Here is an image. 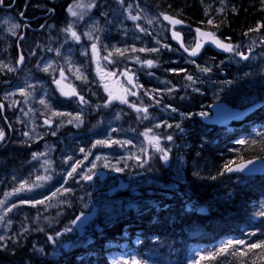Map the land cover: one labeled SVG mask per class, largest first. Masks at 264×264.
I'll return each instance as SVG.
<instances>
[{
	"label": "trees",
	"instance_id": "trees-1",
	"mask_svg": "<svg viewBox=\"0 0 264 264\" xmlns=\"http://www.w3.org/2000/svg\"><path fill=\"white\" fill-rule=\"evenodd\" d=\"M210 1L215 4L206 8L205 4ZM141 2L149 9L153 8L159 16L169 13L184 21L189 30V40L192 39L191 32L199 27L231 42H240L254 34L264 33V27L259 31H249L264 24L262 0ZM64 4L65 0L58 1L59 10H64ZM221 8L223 11H220ZM209 19L213 20V24L207 23ZM177 53L173 47L171 51L159 47L155 68L159 76L179 82L182 80L180 76L185 72L183 68L200 75L196 73L195 66L189 67L183 64L181 59L178 61ZM198 59L203 63L207 62V68L213 69L215 81H207L201 86L202 93H189L183 99L175 94L171 99L184 112L190 113L177 119L180 126L189 130V143L183 142L181 148L186 156L179 177H183L185 182L172 189L163 186L164 189H169V195L158 194L156 190L161 189L162 185L170 180V173L165 169H171L164 166V161L160 158L161 153L152 151L151 155L157 152L159 156V170L155 175L150 174L154 180L149 175L146 186L142 178L138 184L140 186L135 185L137 180H132L129 190L138 187L144 196L158 198V203L134 209L129 201L135 197L129 195L128 189H119L117 193L120 196L117 197L124 201L121 215L100 229L89 224L81 234L78 227L72 223L80 211L78 201L77 203L70 200L69 204L45 211L26 206L27 208L15 216L19 220V226L7 239L5 246L0 248V264H113L114 256H118V260L128 261L129 264H241V257L231 253L236 249L246 251L244 245H234L229 252L221 253L215 259L200 260V257L216 253L229 240H244L246 243L264 240V175L245 177L238 173H227L225 169V165L231 166L241 160L264 158V104L261 103L259 108L250 112L244 120L233 121L229 126L207 125L199 110L216 101H225L235 106L237 97L233 94L237 86H231V82L240 75L237 77L239 72L235 69L234 61L210 48H206ZM226 63L229 66L225 67ZM221 69L226 70L225 75L220 74ZM214 73L210 71L206 75L211 76ZM161 76L160 79L163 78ZM140 78L148 82L143 72H140ZM263 87L264 84L259 87L258 92H261ZM0 125L7 130L1 115ZM174 132L171 131L168 135ZM240 140L247 143H237ZM1 143L0 159L4 164L0 169L2 171L10 165L17 166L18 163L16 153L13 152L9 157L6 154V141ZM169 145V141L160 144L174 159ZM17 154L22 157L21 151ZM25 154L29 155L28 152ZM147 170L149 172L150 169ZM6 173L7 171H3L0 177ZM148 187L155 188L153 195L144 192ZM126 197L129 198L125 199ZM72 200L77 199L73 196ZM201 206L207 207L205 214L198 212ZM57 233L60 235L57 236ZM260 252V249H254L248 256L243 257V264H252L253 260L256 264H264V259L259 256Z\"/></svg>",
	"mask_w": 264,
	"mask_h": 264
},
{
	"label": "rangeland",
	"instance_id": "rangeland-1",
	"mask_svg": "<svg viewBox=\"0 0 264 264\" xmlns=\"http://www.w3.org/2000/svg\"><path fill=\"white\" fill-rule=\"evenodd\" d=\"M214 4V1H210L209 3L205 4V6L207 8L209 5L213 6ZM8 15L9 14L6 12L4 13V11H2L0 8V96L2 100L6 102V111L13 108V105H15V103H13L14 101L19 103V106L17 107V110L19 111V119L25 121L27 130H35L37 127L35 123L37 107L35 105L36 100L39 99L40 102L41 99H44L48 104L51 105V111H59L53 109V107L58 106V104H55L54 102L51 103L48 93H55V90L47 91L43 84V82L46 80L34 78L36 75L33 72L51 75L55 73L59 74L60 69H63L65 74L71 76L73 72L70 71V69L79 68L81 70L82 64L80 62H76L74 49L70 44V38L61 42L59 46L55 45L54 43L47 44L48 40L46 39V36H37L32 43V45L35 46L34 50H37V52L34 55L30 52L32 56H30L28 66L26 67L28 73H24L22 76H20L19 79L16 80L18 81L16 85L10 86L6 82L9 79L10 73L8 70L3 72V70H6L7 68H3L2 65L7 64L16 70L17 55L14 56V61L12 62L9 60L8 55L7 57H4L1 48L3 45V48H5L9 42V34H12L9 29L13 24L17 23L14 22V18L11 15ZM70 22L71 16L69 15L68 11H63L59 16V19L56 21V24L53 25V28L59 35H61L62 28L68 25ZM163 28L164 26L162 21L159 19V29ZM14 31L17 32L18 28L14 29ZM65 36H67L66 32L63 34V37ZM235 44H238L236 51L246 53L244 55H248V59H246V63H242L236 54H233L229 57L230 60L235 61L237 64L235 68L236 71L239 72L237 73V77L240 75L233 83L231 82V86H237L238 83L241 86H237V91L235 90L233 95L237 97L236 99L240 102L239 105L251 109L252 104L258 102L263 103L264 101V87L262 88L261 92H258V90H260L259 87L264 84V33L254 34L253 36L246 38V40H244L242 43L235 42ZM242 44L244 45L242 46ZM80 54H84L83 48L80 49ZM48 64H51L55 71H42V69ZM204 65H207V62H204ZM197 71H199L200 75H205V73L209 74L210 72H202L201 69ZM160 82L161 83L159 85L161 87L167 86L164 80H160ZM195 84L198 83L196 81L193 82L192 87H194V89L196 88ZM28 85L32 86L31 88H27L28 91L32 92V95L28 97L27 102H25V98L20 95L19 89L26 88ZM35 86H40V89H36ZM239 92L242 94L240 95ZM9 93H14V95H10L7 99H5V96ZM236 93L239 97L236 96ZM41 106L45 111L51 112L45 107V105L41 104ZM75 108L74 117L79 114L82 120V123H79L73 119L72 123L75 127H81L83 124V119L87 121V123H92L94 126L93 129H91L90 125L86 126L89 130L87 133L88 137L76 141L68 139L58 146H56L54 143H44V149L40 147L37 150L33 149V147L30 145V148H28V144L24 143L21 139L15 140L13 142L12 147L14 149L10 148V145L6 143V154L9 157L12 156L13 152L16 153L18 165L11 166L10 164L12 163H10V166L7 167L6 170H0V175L3 171H7L5 175L2 174L4 179H2V181L0 180V200L5 201L3 205H0V216L4 217L3 220H0V236L4 237V240H0V245H2L0 248L5 246L7 239L12 236L13 231L19 226V220L15 216L26 206H33L37 209L45 211L54 207L64 206L67 203L69 204L70 200L73 202L78 201L80 211L77 212L73 221H76L74 225L78 227L79 234L85 232V229L89 224L99 229L103 225H109L123 212L122 206L124 201L121 197H117L120 196L117 193L118 190H129L131 183L130 181L132 180H137L135 185L141 183V179H138L142 176L138 175L140 173H137L134 176L131 174L135 172L137 168L142 169L146 167V165L148 167H152L153 164L158 162L157 152L151 155L154 146L149 142V137L152 135L144 138L145 140L140 138L135 140L122 136V131L124 128L128 129L132 125L124 124V127L122 120L120 121V116L117 115V112L107 113L98 117L97 115L101 111L95 110L94 112H90V116L86 117L85 114L88 113L89 110L84 111V109H82L80 106H76ZM61 111L62 113H65L64 109ZM158 111L160 110L158 109ZM249 112L246 116L249 115ZM25 113H27V115H25ZM168 115L169 117L167 114L164 116V113L160 111L156 120H159V124H161V121L167 120L168 124L172 121L171 114L168 113ZM4 116H6V114H4ZM2 119L4 120L3 116H1V120ZM141 123L146 124L147 122L145 120H141ZM5 130L6 129H4V131ZM92 130L94 132H90ZM162 133L163 134H160V144L168 142L169 140H167L166 137L171 136V134L168 135L166 132L164 133V131ZM81 135H83V132L78 133L75 136ZM97 140H118L121 141V143L124 141H131V143L123 144V146L120 144H112L110 146L98 145L97 147L93 148L92 146ZM5 141L6 139L0 141V143ZM81 148H83L85 151L81 152ZM18 151L22 152V157H19V154H17ZM146 151H149L147 153V157H141V153ZM25 152H28V157L26 156ZM167 152L169 151L167 150ZM34 153H45V155L40 156L39 159H33ZM85 155H87V159H85ZM160 155V158H162V154ZM69 157H71V159H69ZM96 157H100V159H96ZM137 157H139V159H137ZM168 157L169 159L167 162L162 159L164 161V166H169L170 169H173V166L174 169L177 168L179 159L175 158L174 160L170 157L169 153ZM46 160L50 163L45 164ZM144 161L147 162L144 163ZM77 162H81L77 172L73 173V175L69 177L67 173L71 171L72 167L76 165ZM93 164L96 165L95 168L92 167ZM2 165L4 164H2L0 159V169ZM117 167L122 168L123 171H116L115 169ZM98 169L107 170V177L105 176V180H99V178L96 176L91 181V183H85L83 176L92 175L94 174L95 170L98 171ZM154 171L155 170L151 169V173L146 172L148 178L146 175L142 181L145 182L146 179H149V175H153V173H155ZM175 175L177 178L179 177L177 172ZM37 176H51V179L38 182L41 183V186L32 188L31 191H22L5 198V193H12L14 189L20 187L21 183L24 182H27V184L31 185L36 181ZM119 185L120 187H118ZM167 187L170 189L175 188L173 184H170ZM65 188L69 189V191L64 192ZM57 189H60V192L57 193L55 197H52V193L57 192ZM129 193L130 196L135 197L129 201L132 204L130 206L134 209H141L155 202L153 197L150 195L144 196L143 191H140L135 187L129 190ZM147 193L153 195L155 191L152 190L148 191ZM73 196H75L77 200H72ZM46 197L52 198L50 200H45L44 204L32 205L20 203L22 200L36 201L44 200ZM127 198L129 197H126L125 199ZM13 204L17 206L12 208L11 211L5 213V210L11 208ZM77 217H80V219L77 220ZM9 221H11V223H9ZM116 260H118V256L112 257V262Z\"/></svg>",
	"mask_w": 264,
	"mask_h": 264
},
{
	"label": "flooded vegetation",
	"instance_id": "flooded-vegetation-1",
	"mask_svg": "<svg viewBox=\"0 0 264 264\" xmlns=\"http://www.w3.org/2000/svg\"><path fill=\"white\" fill-rule=\"evenodd\" d=\"M58 1L60 0H4V4L0 5L2 11L11 15L14 18V22L20 25L16 35L9 34V42L5 48H3L4 45L1 48L4 57L8 55L9 60L12 62L14 61V56L17 55L16 70L9 71L10 76L6 81L10 86L16 85L18 82L16 80L24 73H28L26 67L28 66L30 56L37 52V50H34L35 46L32 45L37 36H46L48 40L47 44L54 43L59 46L61 42L69 38L68 33H66L67 36L63 37L65 33L63 29L66 28L67 25L62 28L61 35L56 32L53 25L56 24L60 14L63 11H67L72 0H65L63 11L59 10ZM21 13H23V15H21ZM130 14L138 16L139 19L135 21L130 19ZM75 19L76 18L71 17V22ZM159 19L164 23L162 15L159 16L153 8L149 9L144 6L141 0H123V3H121L120 0H96V7L91 9L82 21L75 23V30L81 35V39L79 41L70 40V44L74 49L76 62L82 64L81 72L87 77V82L76 79L74 73H72L71 76L65 74L66 79L62 81V85L74 86L79 95L85 97L87 103H79L78 97H65L61 95L58 86L54 83V79L60 78L59 74L46 75L33 72L36 75L34 78L46 80L43 84L47 91L55 90V93L48 92L51 103L54 102L58 104V106L53 107V109L61 113V110L64 109L65 113L70 112L72 115L52 116L51 112H47L42 108L38 99L35 102L37 106L35 119L37 127L35 130L29 131L26 128L25 121L19 119V111L17 110L19 103H15L12 109L6 111V102L0 98V104L4 106L3 109H1V116H3L7 126V130H5V139L6 143L10 145V148L13 146V142L18 139H21L24 143L31 145L33 149L37 150L40 147L44 149V143H54L58 146L68 139L76 141L88 137L87 133L89 130L86 126L90 125L91 129H93L94 126L92 123H87L84 119L81 127H75L73 123H68L69 120H73L74 118L76 106H80L84 111L89 110V112L85 114L86 117L90 116V112H94L95 110L101 111L97 115L98 117L107 113L118 112L120 121L122 120L124 127V124L133 125L128 129L124 128L122 131V136L130 139L136 140L140 138L145 140L144 138L151 135L160 136V134H163V131L168 134L169 126L167 121H161V124H159V120H156L158 109L154 97L160 94L161 100L163 101L167 96L173 95L179 91L188 90L185 80L187 69L185 70V68H183L185 72L180 76V78H182L180 87L174 83L165 88L159 87L161 83L160 80L162 79H160L158 71L155 69L157 68L158 52L139 51L141 48L159 49V47L168 46L169 43L167 42L172 41L170 26L164 24V28L159 29ZM148 21H151V23ZM41 25H43V27H41ZM137 25L140 27L138 28ZM93 27H95V30H93ZM140 28L145 29V31H140ZM175 29L182 33L184 42L188 41L189 32L185 24ZM89 31L92 32L93 38L98 36L100 38L99 41H95L94 39L90 40L87 36L83 35L85 32ZM159 36H161V42L159 41ZM93 42L97 43L99 60L97 57L93 56L91 49ZM81 48L84 49V54H80ZM115 48L121 50L128 49V51L125 52L123 56H119L116 54ZM133 48L136 49L135 52L132 51ZM169 50L171 51L172 48ZM108 53H112L109 59L107 61L102 59L104 56H107ZM21 54L24 57L23 62L17 63ZM135 57H139L141 62L138 63ZM176 59L178 61L181 59V62L187 65L189 57L184 53L178 52ZM145 60H153L155 62L154 66H146L143 64ZM98 63L102 73L112 72L117 75L101 81L100 76L97 74ZM7 70L8 69H4L3 72ZM125 71L128 72L129 76H133V83L131 85L127 83V77L121 75V73ZM140 72L146 74L148 82H144L140 78ZM140 80L142 81V85H140ZM104 83H108L109 88L114 94H118L121 87H125L129 88L132 92H136L137 95H128L127 100L129 103H122L119 100L107 103L108 93L104 90ZM35 88L40 89V86H35ZM133 103L138 107L147 108V119L144 118V112L141 111L138 113L130 106ZM106 104L107 106H105ZM253 107L255 108V106ZM252 109H250V111ZM4 114H6V116H4ZM46 119H53L51 120L52 123L45 124L44 121ZM141 120H145L147 123L143 124ZM157 124L160 125V127H155ZM147 129H152V132L145 135ZM26 132L29 133L28 136L24 135ZM82 132L83 135L75 136ZM90 132L94 131L92 130ZM53 133L55 134L53 135ZM171 135H173V133ZM153 151H156L155 147ZM148 152H142L141 157H147Z\"/></svg>",
	"mask_w": 264,
	"mask_h": 264
},
{
	"label": "snow or ice",
	"instance_id": "snow-or-ice-1",
	"mask_svg": "<svg viewBox=\"0 0 264 264\" xmlns=\"http://www.w3.org/2000/svg\"><path fill=\"white\" fill-rule=\"evenodd\" d=\"M120 2L123 3V0H120ZM222 2H223V0H222ZM262 3H264V0H262ZM2 4H4V0H0V5H2ZM94 7H96V0H72V3L69 4V6L67 8V11H68V13H69V15L71 17H74L76 19L74 21L70 22L67 25V27L63 29L64 32L69 34V38L70 39H73L75 41H79L81 39V35L75 30V23L78 22V21H82L84 19L85 15L88 12H90V10L93 9ZM233 10H235V9H233ZM220 11H223V8H221ZM21 15H23V13H21ZM162 15H163L164 20L169 21V23L171 25H173V26L183 23L182 20L176 19L173 16L166 15V14H162ZM205 15H207V10L205 11ZM129 18L134 20V21L139 19L138 16H133L131 14L129 15ZM148 22L151 23V21H148ZM207 23L209 25H211V24H213V20L209 19L207 21ZM19 27H20L19 24H13L12 27L9 29V31L13 35H16V32L14 31V29L19 28ZM41 27H43V25H41ZM137 27L139 28L140 26L137 25ZM261 27H264V24L257 25V28L250 29L249 31H259V29ZM93 30H95V27H93ZM140 31H145V29L140 28ZM196 32H197L198 36H200L202 38H205L207 41H210L211 43L215 44L216 47L222 49L223 51L235 52V54L240 56L241 58L248 59V57L245 56L244 53L236 51L238 46L233 45L231 43H224L223 41H221L220 39H218L216 37L215 33H212V32H201V30L199 28L196 29ZM83 35L87 36L88 39H90V40L94 39L95 41H99V39H100L98 36L93 38L91 31L85 32ZM172 35H173L174 39H177V40L181 39L180 33L176 32L175 30H173ZM165 47H168V46L165 45ZM202 47H203V44L198 40L196 42V44H195V47L191 48L190 55L191 56L198 55V53H199V51H200V49ZM91 49H92L93 56L97 57V59L99 60L98 47H97V43L96 42L92 43ZM114 50H115L116 54L119 55V56H123L125 54V52L128 51V49L121 50L119 48H115ZM132 51L135 52L136 49L133 48ZM139 51H141V52H144V51L158 52L159 49L158 48H152V49L141 48V49H139ZM185 51H189V49L185 48ZM58 54H59V52H58ZM111 55H112V53H108V55L104 56L102 59L107 61L109 59V56H111ZM23 59H24V57L21 54L19 59H18V61H17V63H22ZM135 59L137 60L138 63L141 62L139 57H135ZM193 63H195V61H193ZM143 64H145L148 67H153L155 62L153 60H145V61H143ZM2 67L3 68H7L8 71H15V68H12V67H10L7 64L2 65ZM50 70L55 71V69L52 68L51 64L46 65L42 69V71H44V72H49ZM70 71H72L76 75V79H79L82 82H87V77L81 72V70L79 68L70 69ZM201 71L202 72H208V71H210V69L202 68ZM97 74L100 76L101 81L106 80V78H108V77H112V76L117 75L116 73H112V72H104V73H102L99 63L97 64ZM59 75H60V78L59 79H54V83L58 86L61 95L65 96V97H78L79 103L86 104L87 101L85 100V97L82 96V95H79V93L77 92V90H76V88L74 86L62 85V81L66 79V76H65V73H64L63 69H60ZM121 75H124L125 77H127V83L128 84L131 85L133 83V76H129L127 71L121 73ZM187 80L192 81L193 77L191 75H188L187 76ZM31 87H32L31 85H28L26 88L19 89V93H20V95H22L25 98V102H27L28 97H30L32 95V92L27 90V88H31ZM66 89H68V90H66ZM104 90L108 93V102L107 103H111L114 100H119L122 103H129V101L127 100V96L128 95H137L136 92H132V91H130L129 88H125V87H121L119 93L118 94H114L113 91L109 88L108 83H104ZM196 90L198 91V89H196ZM10 95H14V93L7 94L5 96V99H7L8 96H10ZM13 103H16V102L14 101ZM40 103L42 105H45V107L47 109H49V111H51V105L48 104L44 99H41ZM157 103H158V101H157ZM105 106H107V104ZM130 106L133 109H135L138 113L141 112V111L144 112L145 113L144 118L145 119L148 118L147 117V108L146 107H144V108L138 107L134 103L131 104ZM3 107H4L3 104H0V109H3ZM173 110H175V109H173ZM25 115H27V113H25ZM51 115L52 116H64V115L71 116L72 114L71 113H61V112L51 111ZM201 115H205V114L201 113ZM73 119L75 121L79 122V123H82V120H81V117H80L79 114H77ZM72 122H73V120H69L68 121V123H72ZM44 123L45 124H51L52 121L50 119H46L44 121ZM168 126L171 127V125H168ZM155 127H160V125L157 124ZM176 127L179 128L180 125L177 124ZM151 132H152V129H147L145 135H147L148 133H151ZM54 134L55 133H53V135ZM24 135L28 136L29 133L26 132V133H24ZM4 139H5V131H4L3 128H0V141H3ZM160 139H161L160 136L153 135V136L149 137V142L151 144H153V146L155 147V150L157 152L162 154V159L165 162H167L168 159H169L168 152H167L166 149H164L163 147L160 146ZM166 139L171 141L172 140V136H167ZM130 143H131V141H124L123 143H121V141H118V140H97L95 142V144H93L92 147L95 148L98 145L110 146L112 144H120L121 146H123V144H130ZM237 143L245 144L247 142L244 141V140H240ZM80 151L84 152L85 150L83 148H81ZM43 155H45V153H34L33 154V159H39V157L43 156ZM69 159H71V157H69ZM85 159H87V155H85ZM96 159H100V157H96ZM137 159H139V157H137ZM146 162L147 161H144V163H146ZM49 163H50L49 161H47V160L45 161V164H49ZM80 163L81 162H77V164L72 167L71 171H69L67 173V175L69 177H71L73 175V173L77 172V169H78ZM247 163L251 164L252 161H248ZM105 166H107V165H105ZM92 167L95 168L96 165L93 164ZM245 167H246L245 164L238 165L235 168L230 167L229 165H225V169L228 172L243 171L245 169ZM115 170L118 171V172L119 171H123L122 168H118V167ZM50 179H51V176H43V177L37 176L36 177V181L33 182L31 185L27 184V182H24V183H21L20 187L14 189L12 193H5V198H7L10 195H14L16 193L22 192V191H31L32 188L41 186V183H38V182H43V181H47V180H50ZM83 179L91 180L92 176L85 175V176H83ZM67 191H69V189L65 188L64 192H67ZM59 192H60V189H57V192L52 193V197H55L57 195V193H59ZM52 197H46L44 200H36V201L22 200L20 203L21 204L39 205V204H44L45 200H50ZM4 202L5 201L0 200V205H3ZM16 206L17 205L13 204L11 208H8V209L5 210V213L8 212V211H11L12 208H15ZM262 215H264V213H262ZM3 219H4V217L0 216V220H3ZM79 219H80V217H77V220H79ZM75 222L76 221H73L72 223H75ZM9 223H11V221H9ZM66 231H70V229H66ZM56 235L59 236L60 233H57ZM249 235H255V233H249ZM50 239H51V237H50ZM0 240H4V237L0 236ZM234 245H244L245 249H247L246 251L242 250V249H236L234 253H231L233 255L238 254L241 257V264H243V257L248 256V254L250 252H252L254 249H260L261 252H260L259 256H260L261 259H264V240H261L258 243H246L244 240H229L216 253H210L208 257L201 256L200 260L215 259V257L217 255H220L221 253L229 252V250L232 249ZM0 247H2V245H0ZM133 261H135V258H133ZM113 264H129V262L128 261H123V260H116V261L113 262ZM136 264H139V262H136ZM143 264H147V262H143ZM252 264H256V261L253 260Z\"/></svg>",
	"mask_w": 264,
	"mask_h": 264
},
{
	"label": "bare ground",
	"instance_id": "bare-ground-1",
	"mask_svg": "<svg viewBox=\"0 0 264 264\" xmlns=\"http://www.w3.org/2000/svg\"><path fill=\"white\" fill-rule=\"evenodd\" d=\"M148 3V2H147ZM141 7V6H140ZM3 13V12H2ZM5 13V12H4ZM165 14H169V13H165ZM148 15V14H147ZM170 15V14H169ZM5 16V15H4ZM9 16V15H8ZM7 16V17H8ZM163 16V15H162ZM170 16H172V15H170ZM174 17V16H173ZM176 19H179V18H177V17H175ZM7 19V18H6ZM162 20H163V18H162ZM181 20V19H180ZM163 25L164 24H166V22L165 23H162ZM183 24H185L184 23V21H183V23L181 24V25H183ZM185 26H186V24H185ZM187 27V26H186ZM197 29V28H196ZM196 29L194 30V32L192 33L191 32V34H192V39L191 40H189V38H188V41H183V35H182V33L180 32V31H178L177 30V32H179L180 33V35H181V38H182V43H183V45H184V47L185 48H188L189 50H191V48L194 46V43H195V41H196ZM199 29L200 30H206V29H204V28H200L199 27ZM187 31L189 32V30H188V27H187ZM210 31V30H209ZM4 32V31H3ZM263 34V33H262ZM190 35V34H189ZM260 35V34H259ZM217 36V35H216ZM253 36V35H252ZM189 37V36H188ZM220 38V37H219ZM220 40L221 41H223V42H225V43H231V44H233V45H236L235 44V42H231V41H226V40H223V39H221L220 38ZM244 40H246V39H244ZM243 40V41H244ZM159 41L161 42L162 41V39H161V36H159ZM240 41V40H239ZM243 41H240L239 43H242ZM167 43H169L168 44V47H165L166 48V50H169L170 48H175V50L176 51H178V52H180V53H184V51L182 50V48L180 47V45L176 42V41H174L173 40V37H172V41L171 42H167ZM188 45H186V44ZM236 43H238V42H236ZM238 45V44H237ZM236 45V46H237ZM244 44H242V46H243ZM153 47V46H152ZM206 48H210V49H212L213 51H215L216 53H218V54H224V55H227V57L229 58L230 56H232L233 54H235V52H219V51H216L215 49H213L211 46H209V45H206L202 50H201V52L199 53V56L196 58V59H191L188 55V57H189V60L187 61V65L190 67L191 65H193V66H195L196 68L195 69H197V70H199V69H202V68H207L208 66L207 65H204V63H203V61L202 60H200V59H198L199 57H200V55L205 51V49ZM241 49V48H240ZM247 49V48H246ZM239 50V49H238ZM248 50V49H247ZM246 52V51H245ZM248 53H249V51H248ZM185 54V53H184ZM244 54H246V53H244ZM246 56H248V55H246ZM238 58L240 59V61L242 62V63H246L247 61H246V59H243V58H241L240 56H238ZM204 59V58H203ZM230 59V58H229ZM205 60V59H204ZM193 61H195V63H193ZM208 61V60H207ZM235 62V61H234ZM236 63V62H235ZM200 64V65H199ZM237 65V64H236ZM226 66H229V64L228 63H226L225 64V67ZM235 66V65H234ZM222 68H223V66H222ZM197 70H195L196 71V73H198L199 74V71H197ZM210 71L212 72V73H214V71H213V69H210ZM226 71V70H225ZM225 71L223 70V69H221V72H220V74H222V75H225L226 73H225ZM235 70H233V72H234ZM219 72V71H218ZM231 72V71H230ZM233 72H231V73H233ZM143 74H145V73H143ZM217 74V73H216ZM139 75H140V73H139ZM188 75H191L192 77H193V80L192 81H189V80H187V76ZM145 76H146V74H145ZM161 76V75H160ZM144 77V76H143ZM147 77V76H146ZM161 77H163V76H161ZM162 80H164L165 81V83L167 84V82H168V84H167V86L166 87H168V86H171L173 83L174 84H176L178 87H180L181 85H180V81L179 82H174L173 80H168L166 77H163V78H161ZM237 79V78H236ZM185 80H186V82H187V84H186V86H187V88H188V90H183V91H179V92H177V93H175V94H178V96H179V98L180 99H183V97L186 95V96H188L189 95V93H195V92H203L202 91V87L201 86H203V85H205L206 83H207V81H210V80H212V81H215V73L213 74V75H211V76H209V75H206V73H205V75H203V74H201V75H195L193 72H190V70L188 69L187 71H186V73H185ZM240 80V79H239ZM194 81H196L198 84H195V86H196V88L194 89V87H192V85H193V82ZM203 81V82H202ZM218 81V80H217ZM191 82H192V84H191ZM202 82V83H201ZM223 82V81H222ZM240 82V81H239ZM144 83V82H143ZM212 83V82H211ZM238 83V82H237ZM242 83V82H241ZM216 84V83H215ZM228 84V83H227ZM236 84V83H235ZM144 85V84H143ZM224 85H225V83H224ZM238 86V85H237ZM240 86V85H239ZM217 87V86H216ZM234 87H236L235 85H234ZM241 87V86H240ZM230 88V87H229ZM196 89H198V91L196 90ZM212 89V88H211ZM241 89V88H240ZM226 90V89H225ZM235 90H236V88H235ZM237 91V90H236ZM239 91V90H238ZM244 91V90H243ZM246 91V90H245ZM250 91V90H249ZM212 92V91H211ZM232 93V92H231ZM240 93V92H239ZM175 94H173V95H170V96H167V97H165L164 98V100L162 101L161 100V95L159 94V95H157V96H155L154 97V99L156 100V103H157V101H158V104H157V106H158V108L157 109H159L160 111H162L163 113H164V116L167 114V116L169 117V115H168V113L169 114H171V117H172V121H174V120H177V119H180V118H182V117H185V116H188L189 114L187 113V112H184L182 109H180L177 105H175V103L174 102H172L171 101V99L172 98H174L173 96H175ZM237 94V93H236ZM244 94V93H243ZM258 94V93H257ZM259 95V94H258ZM177 96V97H178ZM235 96V95H234ZM236 96H238V94L236 95ZM239 97V96H238ZM0 98H1V96H0ZM167 99V100H166ZM236 101H235V103H236V105L235 106H232L233 108H236V109H239V110H241V111H245V115H244V117L242 118V119H240V120H238V121H242V120H244V118L246 117V115H247V113L250 111V108H245L244 106H241V105H239V101L237 100V99H235ZM211 104V103H210ZM209 104V105H210ZM263 104H264V101H263ZM209 105H207V108H206V106H205V108L204 109H202V110H199L200 111V116H201V118L204 120L206 117H209V116H211L213 113H212V111L209 109ZM261 105V103H255L254 105H252V108H254L253 106H255V109H257V108H259V106ZM182 107V106H181ZM251 108V109H252ZM173 109H175V110H173ZM188 110V109H187ZM160 111H158V113H160ZM190 111V110H189ZM252 112V111H251ZM118 113V112H117ZM201 113H204L205 115H201ZM250 113V112H249ZM197 114H198V112H197ZM257 114H258V112H257ZM256 114V115H257ZM118 115V114H117ZM254 117V116H253ZM252 117V118H253ZM168 119V118H167ZM250 120V119H249ZM167 121V120H166ZM132 125V124H131ZM133 126V125H132ZM216 126V125H215ZM89 128V127H88ZM169 131H171V130H169ZM188 132H189V130H186V129H179V130H177V131H175L174 133H173V135H171L172 136V140L171 141H169L170 142V149L173 151V153H174V160H175V158H177V159H179V162H178V164H177V168H175L174 169V166H173V169H171V170H168V169H165L167 172H169L170 173V180L167 182V183H165L164 185H162V187H161V189H159L158 191L156 190V192L158 193V194H161V195H164V194H171V192L169 191V189H164V188H169V187H167V186H169L170 184L172 185H174L175 187H178L180 184H183L184 182H185V179L183 178V177H179V178H177L176 177V175H175V173L177 172L178 173V176L180 175V171L181 170H183V163H184V158H185V152L181 149V148H183L182 146H183V142H186V143H189L188 142V140H189V136H188ZM190 135V134H189ZM31 139V138H30ZM32 142V141H31ZM19 144V143H18ZM33 144V143H32ZM190 145V144H189ZM15 146V145H14ZM29 146V145H28ZM31 146V145H30ZM29 146V147H30ZM11 148H13V147H11ZM189 148V147H188ZM14 149V148H13ZM28 157V156H27ZM256 158H261V157H256ZM25 159V158H24ZM251 159H253V158H251ZM261 159H264V158H261ZM247 160H249V159H247ZM26 161V160H25ZM245 161V160H244ZM240 162H242V160L240 161ZM240 162H237V163H240ZM19 164H21V163H19ZM234 164H236V163H234ZM234 164H232V165H234ZM231 165V166H232ZM143 166V165H142ZM144 167V166H143ZM146 167H148L147 165H146ZM146 167H144V168H137L136 169V171L135 172H133L131 175L132 176H134L135 174H137V173H140V174H138V175H142L141 176V178H142V180L145 178V176L147 175V173L146 172H148V170L147 169H150L149 170V173H151V169L152 170H155L154 172L155 173H153V175H155V174H157V172H158V170H159V167H158V163H155V164H153V166L152 167H148V168H146ZM2 168H3V166H2ZM176 170V171H175ZM9 171V170H8ZM145 171V172H144ZM166 171H164V172H166ZM239 174V173H238ZM167 175V174H166ZM242 175H244L245 177L246 176H255V175H264V174H242ZM157 176V175H156ZM155 176V177H156ZM158 176H160V175H158ZM168 176V175H167ZM150 177H151V175H150ZM0 178H2V179H4V176H1ZM152 178V177H151ZM158 179H159V177H157ZM167 178V177H166ZM2 179H0L1 181H2ZM138 179H140V178H138ZM153 179V178H152ZM146 180H148V179H146ZM145 180V182H144V184L147 182ZM154 180V179H153ZM157 180V179H156ZM168 180V179H167ZM149 181V180H148ZM174 181V182H173ZM139 182V181H138ZM143 182V181H142ZM156 182V181H155ZM152 183H154V181H152ZM140 184V183H139ZM138 185V184H137ZM136 185V186H137ZM148 185H149V182H148ZM124 186V185H123ZM138 186H140V185H138ZM145 186H146V184H145ZM163 186H164V188H163ZM143 187V186H142ZM137 189H138V187H137ZM140 189V188H139ZM138 189V190H139ZM155 188H153V187H148L147 189H146V191H144V192H148V191H152V190H154ZM141 190V189H140ZM142 191V190H141ZM164 193V194H163ZM146 195V194H145ZM158 198H155L154 199V201L156 202V204L158 203ZM202 207V206H201ZM203 207H206V206H203ZM151 209V208H150ZM147 210V209H146ZM140 212H143V211H140ZM207 211H202V212H200L201 214H205ZM132 218V217H131ZM122 260V259H121Z\"/></svg>",
	"mask_w": 264,
	"mask_h": 264
},
{
	"label": "water",
	"instance_id": "water-1",
	"mask_svg": "<svg viewBox=\"0 0 264 264\" xmlns=\"http://www.w3.org/2000/svg\"><path fill=\"white\" fill-rule=\"evenodd\" d=\"M166 15H169V14H166ZM163 18V16H162ZM164 20V18H163ZM168 25L171 26V34L173 32V30H175L177 32V30L175 29V27H178V26H181V24L179 25H171L169 23V21L167 20H164ZM201 32H212V31H209V30H201ZM213 33V32H212ZM173 37V35H172ZM218 39H220L218 36H216ZM174 41H176L180 47L182 48V50L184 51V53L186 55H188L191 59H196L198 56H199V53L201 52V50L206 46V45H209L211 46L213 49H215L216 51H219V52H226V51H223L222 49L218 48L215 46V44L211 43L210 41H207L205 38H202L200 36H198L197 32H196V41L194 43V46L195 47V44L196 42L199 40L202 44H203V47L200 49L198 55L196 56H191L190 55V50L189 51H185V47L182 43V38L180 40H177V39H174ZM225 43V42H224ZM192 47V48H193ZM209 109L212 111V115L209 116V117H206L203 121L207 124V125H216V126H221V127H225L227 125H229L232 121H237V120H240L244 117L245 115V111H241L239 109H236V108H233L231 105L227 104L225 101H216V102H213L209 105ZM248 161H252L251 164H248L247 162ZM241 164H245L246 167L243 171H232V172H228L227 173H239V174H264V159H261V158H253V159H249V160H245V161H242L240 163H236L230 167H237L238 165H241ZM92 176V179L91 180H86V182H91L94 177L98 176L100 180H104L105 179V176H106V172L103 171V170H98V171H95L94 174L91 175ZM202 211H207V207H200L198 208V212H202Z\"/></svg>",
	"mask_w": 264,
	"mask_h": 264
}]
</instances>
